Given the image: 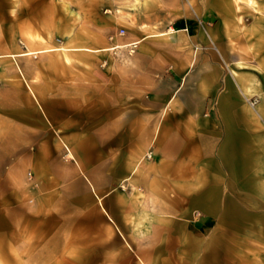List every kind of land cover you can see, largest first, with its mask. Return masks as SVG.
Listing matches in <instances>:
<instances>
[{"label": "crops", "instance_id": "0c3cea01", "mask_svg": "<svg viewBox=\"0 0 264 264\" xmlns=\"http://www.w3.org/2000/svg\"><path fill=\"white\" fill-rule=\"evenodd\" d=\"M135 21L129 29L145 30V22ZM162 30L183 35L194 22L176 19ZM145 37L124 45L139 42L138 57ZM179 60L174 85L155 90L159 83L145 90L147 100L125 106L139 116L113 120L110 129L94 134L110 139L112 166L127 160L121 179L137 197L120 200L115 168L116 183L108 184L96 178L104 171L101 163L86 168L65 144L67 159L79 167L63 169L62 195L56 200L52 184H38L26 201L31 215L15 221L26 235L17 253L30 256L31 264H264V77L256 69L220 77L213 55ZM76 171L86 182H71ZM187 192L192 202L183 205ZM203 192L201 222L209 228L199 253V226L189 220Z\"/></svg>", "mask_w": 264, "mask_h": 264}, {"label": "rangeland", "instance_id": "374dc122", "mask_svg": "<svg viewBox=\"0 0 264 264\" xmlns=\"http://www.w3.org/2000/svg\"><path fill=\"white\" fill-rule=\"evenodd\" d=\"M134 18L147 24L145 30L128 28ZM176 19H190L194 30H162ZM143 33L146 46L135 57L139 42L122 45ZM46 48L53 50L36 53ZM206 55L214 56L220 77L251 69L264 77V0H0V264H31L30 256L17 253L26 235L15 221L31 215L26 201L38 184H52L56 200L62 195L67 166L81 162L94 170L101 163L104 171L95 176L108 184L116 183L114 167L120 200L137 197L121 179L127 160L112 166L110 139L94 134L110 129L113 120L139 116L125 106L141 103L145 90L159 83L155 90L174 85L181 57ZM65 144L79 164L67 159ZM78 178L86 182L79 174L71 182ZM205 194L189 220L199 226V253L209 228L201 222ZM182 195L183 205L192 202L189 192Z\"/></svg>", "mask_w": 264, "mask_h": 264}, {"label": "built area", "instance_id": "2783aa9c", "mask_svg": "<svg viewBox=\"0 0 264 264\" xmlns=\"http://www.w3.org/2000/svg\"><path fill=\"white\" fill-rule=\"evenodd\" d=\"M248 102H249V104H250L251 106H253V105L256 103V99L251 98V99H249ZM147 156L150 157V154H147Z\"/></svg>", "mask_w": 264, "mask_h": 264}, {"label": "bare ground", "instance_id": "6f19581e", "mask_svg": "<svg viewBox=\"0 0 264 264\" xmlns=\"http://www.w3.org/2000/svg\"><path fill=\"white\" fill-rule=\"evenodd\" d=\"M135 44H136V43H132V44H130V45L133 46V45H135ZM124 46H125V47H126V46H129V44H128V45H124ZM25 54L27 55V54H29V53H25Z\"/></svg>", "mask_w": 264, "mask_h": 264}]
</instances>
